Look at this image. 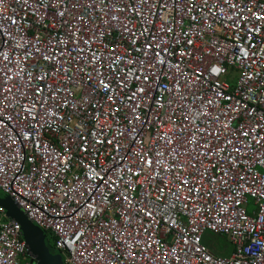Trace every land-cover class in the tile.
I'll return each instance as SVG.
<instances>
[{"label":"built area","instance_id":"1","mask_svg":"<svg viewBox=\"0 0 264 264\" xmlns=\"http://www.w3.org/2000/svg\"><path fill=\"white\" fill-rule=\"evenodd\" d=\"M0 189L66 264H264V0H0Z\"/></svg>","mask_w":264,"mask_h":264},{"label":"water","instance_id":"2","mask_svg":"<svg viewBox=\"0 0 264 264\" xmlns=\"http://www.w3.org/2000/svg\"><path fill=\"white\" fill-rule=\"evenodd\" d=\"M0 212L7 220L19 223L21 237L34 264H66L62 252L56 248L51 250L47 245L44 229L2 189H0Z\"/></svg>","mask_w":264,"mask_h":264},{"label":"rangeland","instance_id":"3","mask_svg":"<svg viewBox=\"0 0 264 264\" xmlns=\"http://www.w3.org/2000/svg\"><path fill=\"white\" fill-rule=\"evenodd\" d=\"M250 203L251 201H249L248 207H251ZM204 234V243L207 244V246L213 253L224 256L230 254L232 250V244L225 235L214 232L212 230H207ZM45 239L49 245L53 243V239L48 233L46 234Z\"/></svg>","mask_w":264,"mask_h":264},{"label":"trees","instance_id":"4","mask_svg":"<svg viewBox=\"0 0 264 264\" xmlns=\"http://www.w3.org/2000/svg\"><path fill=\"white\" fill-rule=\"evenodd\" d=\"M3 217V219H6L4 216H2ZM46 234L48 233V232H45ZM204 239V238H203ZM47 245L49 246V248L51 249V250H54L55 249V246H54V243H52V244H48L47 243ZM229 255V254H228Z\"/></svg>","mask_w":264,"mask_h":264},{"label":"crops","instance_id":"5","mask_svg":"<svg viewBox=\"0 0 264 264\" xmlns=\"http://www.w3.org/2000/svg\"><path fill=\"white\" fill-rule=\"evenodd\" d=\"M205 235V234H204ZM203 241H204V239H203ZM207 245V244H206ZM211 250V249H210Z\"/></svg>","mask_w":264,"mask_h":264}]
</instances>
